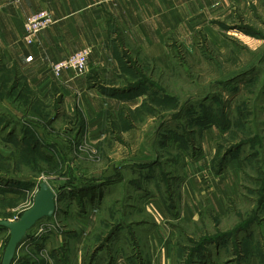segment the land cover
Masks as SVG:
<instances>
[{"label": "rangeland", "instance_id": "374dc122", "mask_svg": "<svg viewBox=\"0 0 264 264\" xmlns=\"http://www.w3.org/2000/svg\"><path fill=\"white\" fill-rule=\"evenodd\" d=\"M210 23L213 26L200 28L191 42L173 43L169 64L157 68L160 72L150 74L148 83L144 82L145 97L140 105L122 108L118 121L106 117L108 141L98 147L87 134L88 123L83 122L77 106H65L67 111L74 106L73 111L62 113L56 97L49 103L36 99L26 88L25 78L1 60L0 219L16 220L31 206L38 184L45 181L62 196L56 201V214L36 223L27 236L39 230L43 235L60 234L75 226L78 209L84 207L69 198L72 193L93 192L97 184L83 187L81 183L94 184L110 177L116 182L109 194L118 202L105 203V215L111 216L114 224L141 217L137 196L159 193L166 204L174 175L183 162L196 157L199 134L210 125L220 133L215 142L219 155L230 148L227 158L235 152L241 155L239 197L228 200L230 213L223 218L208 215L194 224L173 222L179 243L175 264L208 259L205 242L212 239L230 240L219 256L237 261L246 259L247 251L254 252L259 242L264 248V230L248 242H239L246 232L238 234L236 230L243 217L247 226L256 223L264 227V220L256 222L255 214L264 213V0L233 5L228 21ZM135 76L128 74L135 79L127 84H140L141 78ZM152 162L156 163L147 167ZM130 163L139 166L129 168L126 165ZM146 170L147 177L140 174ZM63 194L70 195L66 196L69 200L64 201ZM128 194L133 197L127 198ZM129 203L137 207L132 216L125 215ZM7 237L0 229V259ZM240 244L247 247L244 255ZM22 249L18 251L21 254L17 252L21 264L35 259L33 248ZM69 251L64 252L65 258Z\"/></svg>", "mask_w": 264, "mask_h": 264}, {"label": "crops", "instance_id": "0c3cea01", "mask_svg": "<svg viewBox=\"0 0 264 264\" xmlns=\"http://www.w3.org/2000/svg\"><path fill=\"white\" fill-rule=\"evenodd\" d=\"M236 4L244 6L247 0H0V68L1 60L4 66H13L14 73L25 78L26 88L36 99L48 100L47 103L53 97L59 99L62 113L73 111L74 106L68 111L65 106H77L84 115L83 122L88 123L87 134L98 147L108 141L106 117L118 121L122 108L133 109L141 104L145 97L144 82L148 83L150 74L160 72L157 68L164 69L169 64L173 43L191 42L200 28L213 26L209 21H228L231 7ZM40 9L47 10L54 22L38 32L33 43L27 44L23 40V22ZM85 47L90 50L86 74L64 70L58 77L53 75L52 62ZM128 74L141 78L140 84H127L135 79L127 77ZM107 89L117 93L103 91ZM219 134L214 126L203 128L198 153L180 165L173 184L169 185L171 193L166 204L159 193L138 195L141 217L133 216L125 224H114L104 210L105 203L118 202L114 194H109L116 182L110 181L113 177L94 184L81 183L83 187L97 186L93 192H73L69 197L84 205L78 209L75 226L60 234L43 235L44 231L39 230L26 236L19 250L34 249L35 259L28 264H175L179 243L173 222L188 225L204 221L208 215L223 218L230 213L228 200L239 197L241 155L231 153L220 172L214 168ZM140 174L149 175L147 170ZM57 194L58 200L62 192ZM66 196L70 195H64V201L69 200ZM132 197L127 195L129 199ZM127 206L125 215L132 216L137 207L134 203ZM255 214L259 218L256 222L264 220V213ZM244 219L236 229L238 234L246 232L239 242L243 239L248 242L256 232L259 235L260 229L264 230L256 223L247 226L242 223ZM102 225L111 230H103ZM1 232L8 234L4 228ZM228 242L214 239L207 244L209 258L195 264H264L262 242L257 249L254 247V252L241 248L240 244L242 255L248 252L243 261L219 256L228 249ZM18 256L13 264H21Z\"/></svg>", "mask_w": 264, "mask_h": 264}, {"label": "water", "instance_id": "95a60500", "mask_svg": "<svg viewBox=\"0 0 264 264\" xmlns=\"http://www.w3.org/2000/svg\"><path fill=\"white\" fill-rule=\"evenodd\" d=\"M58 196L45 181H41L38 184L31 206L23 210L16 220L0 219V228L8 231L0 264H13L17 251L23 244L29 230L43 218H51L56 214Z\"/></svg>", "mask_w": 264, "mask_h": 264}, {"label": "built area", "instance_id": "2783aa9c", "mask_svg": "<svg viewBox=\"0 0 264 264\" xmlns=\"http://www.w3.org/2000/svg\"><path fill=\"white\" fill-rule=\"evenodd\" d=\"M53 22L52 16L45 9H40L27 16L23 22L24 42L27 44L33 43L35 35L52 25ZM89 53V48L85 47L71 53L61 60L52 62L50 65L51 72L55 77H58L64 70H70L76 75L86 74Z\"/></svg>", "mask_w": 264, "mask_h": 264}, {"label": "trees", "instance_id": "16d2710c", "mask_svg": "<svg viewBox=\"0 0 264 264\" xmlns=\"http://www.w3.org/2000/svg\"><path fill=\"white\" fill-rule=\"evenodd\" d=\"M208 120H210V119H208ZM209 122V121H208ZM13 130V129H12ZM11 134V133H10ZM22 141V139L20 140V142ZM37 143H39V141H37ZM216 148H217V146H216ZM231 152V148L230 149H228V151H226V152H222V153H220V155L217 153V151H216V155H215V158H214V168H215V171H217V172H220L222 169H223V166H224V164H225V162H226V159H227V157L225 156L226 154H227V152H228V154ZM43 153H45L44 151H43ZM44 156H46V157H49L48 155H46V154H44ZM264 189V187H262V190ZM264 192V191H263ZM1 229V228H0ZM214 239H212V240H208V241H206L205 242V244L207 245L208 243H210L211 241H213Z\"/></svg>", "mask_w": 264, "mask_h": 264}]
</instances>
